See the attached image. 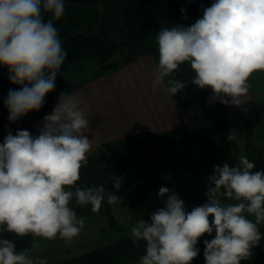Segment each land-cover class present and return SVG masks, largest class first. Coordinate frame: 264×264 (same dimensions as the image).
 I'll return each instance as SVG.
<instances>
[{
    "label": "clouds",
    "instance_id": "obj_1",
    "mask_svg": "<svg viewBox=\"0 0 264 264\" xmlns=\"http://www.w3.org/2000/svg\"><path fill=\"white\" fill-rule=\"evenodd\" d=\"M64 14V0H0V65L8 69L10 83L21 86L5 100L10 123L39 111L55 90L67 56L55 22ZM156 44L154 89L181 93L188 83L174 74L187 63L194 73L191 83L212 90L210 103L240 106L253 74H264V0H213L191 26L160 27ZM89 124L77 99L63 92L38 135L8 131L0 143V264H48L31 253L42 241L71 242L80 234L86 217L78 216L73 205H90L97 212L105 200L113 204L118 199L103 184H78L92 150L85 134ZM254 168L246 155L235 165L215 166L207 202L190 212L174 191L161 187L164 206L130 229L132 243L143 248L136 264H192L198 240L213 232L214 238L204 240L205 264L250 259L264 239V170ZM110 179L118 191L121 178L112 173ZM3 233L31 236V246L18 250Z\"/></svg>",
    "mask_w": 264,
    "mask_h": 264
},
{
    "label": "crops",
    "instance_id": "obj_2",
    "mask_svg": "<svg viewBox=\"0 0 264 264\" xmlns=\"http://www.w3.org/2000/svg\"><path fill=\"white\" fill-rule=\"evenodd\" d=\"M141 0H100L97 6L81 4H65V14L60 21L69 29L86 30L95 21H99L101 29L112 41H117L125 22L138 10ZM198 12H186L175 18L166 19L149 36L136 43L128 51L127 62L117 71L104 74L98 64L90 59L78 60L74 65H63L58 78L69 88L68 96L75 97L85 109L89 118L86 135L92 140V150L88 154V164L81 169V182L92 185L103 184L105 189L112 188L110 174L122 178L123 172L110 163L100 152L107 145L114 147L120 158L138 148L148 151L150 147L144 139H128V137L147 133L154 142L175 145V138L188 142L183 130L178 107L164 86L152 87L153 73L158 63V46L156 35L162 26H191L202 17ZM187 17V18H185ZM185 65V80L192 84L194 76L190 65ZM167 79V78H166ZM250 90L243 97L242 104L247 101H264V74L255 73L250 79ZM206 99L192 100L190 116L198 135L205 134L211 126V117L221 112V103ZM241 104V105H242ZM240 105V106H241ZM55 105L42 107L31 112L15 123L8 121V109L0 106V143H3L8 131L13 135L17 130H28L34 136L47 114H51ZM239 106H231L237 108ZM74 207L78 216L86 220L94 217L91 206ZM264 232V224L261 226ZM205 234L198 240V256L192 264H205L204 240L214 238ZM105 250V251H104ZM103 251H88L78 256L58 260L48 264H123L137 260L143 254V248L132 243L131 235L111 242ZM255 264H264V239L260 245L252 249L250 258Z\"/></svg>",
    "mask_w": 264,
    "mask_h": 264
},
{
    "label": "trees",
    "instance_id": "obj_3",
    "mask_svg": "<svg viewBox=\"0 0 264 264\" xmlns=\"http://www.w3.org/2000/svg\"><path fill=\"white\" fill-rule=\"evenodd\" d=\"M212 2L213 0H141L138 10L121 28L117 41H112L108 37L101 29L98 20L86 30L69 29L59 20L55 23L59 29L62 46L67 53L63 65L71 66L78 60L87 58L95 61L104 74L113 73L127 62L130 48L145 40L163 20L175 18L186 12L203 14V8L209 7ZM64 3L97 6L100 4V0H64ZM181 9L185 11L182 12ZM185 74V65H182L180 71L174 74V78L187 84ZM8 76V69L0 65V106L5 104L10 90H19L21 87L10 83ZM55 84V90L46 95L43 107L55 105L63 92L69 93L68 86L60 78H56ZM211 95V89L201 90L194 84L188 83L181 93L172 96L178 107L182 130L188 142H184L182 138H175L177 150L165 161V166L170 173L169 181H164L158 172L148 175L146 180L128 191L126 205L130 207L142 205L150 200L161 187L168 186L170 190L178 191L180 175L189 174L191 177L197 178L202 169L211 172L217 157L223 158L224 162L230 166L236 164V156L225 135L230 129L238 128L247 138H251L256 123L264 121V101L250 100L237 108L221 104V112L211 117L209 130L203 135H198L191 120L190 103L192 100L206 99ZM128 139H144L150 143L154 142L147 133H140L128 137ZM155 146L158 147V145ZM100 152L110 163L122 170L121 181L129 185L126 165L117 150L111 145H107ZM78 184L95 186L81 181H78ZM104 202L107 204V200ZM107 216L112 230L121 231L124 229L123 225L117 227V220L110 209H108ZM3 237L15 240L18 250L31 246V236L21 238L11 233H3ZM241 264H255V262L248 259L242 261Z\"/></svg>",
    "mask_w": 264,
    "mask_h": 264
},
{
    "label": "rangeland",
    "instance_id": "obj_4",
    "mask_svg": "<svg viewBox=\"0 0 264 264\" xmlns=\"http://www.w3.org/2000/svg\"><path fill=\"white\" fill-rule=\"evenodd\" d=\"M229 135L234 137L232 141H228L233 154L236 156V164L239 156L246 155L255 162L253 171L264 170V121L256 123L251 138H247L238 128L230 129L225 135L226 138ZM145 143L150 147L148 151L144 152L141 150L142 148H138L128 155H121V160L127 168V178L130 180V184H124L121 181V187L118 191L113 187L106 190V193L112 191L118 197L115 203L105 204L103 202L101 210L94 213V217L86 220L80 234L71 242L59 238L52 241H42L43 246L31 254L45 258L48 263H51L75 257L88 251H103L111 242L129 235L131 227L139 218L147 221L152 213L163 207L166 197H159V191L150 200L139 206L130 207L125 202L128 191L138 186L152 173L158 172L164 181H169L170 173L165 166V161L174 155L177 145L150 143L148 140H145ZM224 163L223 158L217 157L211 172L202 169L197 178H193L189 174L180 175L179 190L175 193L184 201L186 211L190 212L194 207L202 206L207 202L206 192L210 186L209 177L214 173L215 166H223ZM165 187L168 188V186ZM224 202L232 201L224 200ZM108 209L115 216L118 223L117 227L123 225V230L111 229L110 220L107 216ZM209 219L211 221L213 218L209 217ZM137 260L123 264H136Z\"/></svg>",
    "mask_w": 264,
    "mask_h": 264
}]
</instances>
